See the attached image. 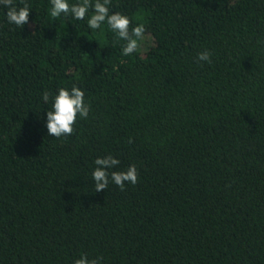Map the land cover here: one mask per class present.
<instances>
[{
    "label": "trees",
    "instance_id": "trees-1",
    "mask_svg": "<svg viewBox=\"0 0 264 264\" xmlns=\"http://www.w3.org/2000/svg\"><path fill=\"white\" fill-rule=\"evenodd\" d=\"M13 2L31 12L19 28L0 4V264H264V0H111L151 39L129 56L91 9ZM73 85L88 118L49 136ZM108 155L138 182L95 192Z\"/></svg>",
    "mask_w": 264,
    "mask_h": 264
},
{
    "label": "clouds",
    "instance_id": "clouds-1",
    "mask_svg": "<svg viewBox=\"0 0 264 264\" xmlns=\"http://www.w3.org/2000/svg\"><path fill=\"white\" fill-rule=\"evenodd\" d=\"M111 0H78L77 3L69 4L68 0H50V16L54 20L64 15H71L75 20H84L88 16L89 10L92 15L87 19V26L90 29L98 30L103 24L116 33L118 38L125 41L122 48V55L129 56L140 48V42L146 38L144 24H137L132 27V22L128 16L119 12H109ZM0 4L7 8L6 18L10 24L23 28L29 22L30 5L24 3L17 6L13 0H0ZM198 61L211 63V53L207 50L197 56ZM50 93L45 91L42 100L48 103ZM90 105L85 102L84 92L73 85L70 89L61 87L57 89V94L52 98V109L46 112L47 133L49 136L60 138L73 134L74 126L78 117L87 119L90 112ZM131 142V140L129 141ZM96 167L92 171L95 192L105 191L110 182L114 183L121 191L125 189V184L135 185L138 182V172L136 166L130 165L126 171H112L109 169L120 164L118 159L108 155L94 160ZM102 258L89 259L87 255H81L73 264H100Z\"/></svg>",
    "mask_w": 264,
    "mask_h": 264
},
{
    "label": "rangeland",
    "instance_id": "rangeland-1",
    "mask_svg": "<svg viewBox=\"0 0 264 264\" xmlns=\"http://www.w3.org/2000/svg\"><path fill=\"white\" fill-rule=\"evenodd\" d=\"M150 41H151V39H150V37L148 36L147 38H145V43H150Z\"/></svg>",
    "mask_w": 264,
    "mask_h": 264
}]
</instances>
